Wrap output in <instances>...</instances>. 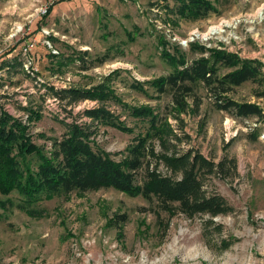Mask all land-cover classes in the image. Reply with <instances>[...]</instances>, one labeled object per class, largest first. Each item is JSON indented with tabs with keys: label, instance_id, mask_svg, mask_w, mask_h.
<instances>
[{
	"label": "rangeland",
	"instance_id": "1",
	"mask_svg": "<svg viewBox=\"0 0 264 264\" xmlns=\"http://www.w3.org/2000/svg\"><path fill=\"white\" fill-rule=\"evenodd\" d=\"M208 1L214 11L191 19L176 15V0H0V112L25 124L34 144L48 149L66 123H89L83 111L101 106L89 99L67 103L54 90L102 85L168 124L165 151L192 150L217 164L203 188L232 208L213 218L172 216L140 195L102 188L41 200L34 207L40 215L32 216L16 206V191L0 193V264H264V81H245L225 94L261 109V116L248 117L215 108L202 86L177 113L170 93L147 83L172 70L163 50L179 51L188 62L201 56L191 43L258 60L264 75V0ZM104 106L133 129L100 125L94 137L99 149L121 160L149 122L115 100ZM147 144L164 151L157 139ZM155 159L144 165L169 175ZM121 216L126 220L115 224Z\"/></svg>",
	"mask_w": 264,
	"mask_h": 264
},
{
	"label": "trees",
	"instance_id": "2",
	"mask_svg": "<svg viewBox=\"0 0 264 264\" xmlns=\"http://www.w3.org/2000/svg\"><path fill=\"white\" fill-rule=\"evenodd\" d=\"M209 11H214V7L208 0H176L175 12L181 18L206 17ZM190 47L201 53L190 62L179 51L172 54L163 50L161 55L172 65V70L147 82L160 94L170 93L177 113L186 111L185 97L192 95L197 86H202L212 93L218 110L235 117L261 116L257 105L238 102L225 95L245 81H264L258 60L196 43H191ZM220 67L230 70L219 74ZM141 85L135 81L132 86L141 89ZM54 94L66 99L67 103L89 99L100 102L101 106L83 111L91 119L89 123H66V130L61 136L51 138L48 149L33 143L25 124L0 112V193L16 191L20 196L16 204L19 209L37 216L41 212L34 207L41 200L113 188L155 202L172 216L179 211L189 218L197 215L213 218L232 211L222 196L207 193L203 188L204 177L213 173L217 164L192 150L181 154L165 151L172 130L151 108L123 104L102 85L86 90L59 88ZM259 96L264 97V91ZM108 100L118 102L132 117L149 122L145 134H137L127 145L121 160H115L110 152L99 149L94 141L100 125H109L124 133L133 131L105 108ZM33 111L29 112L36 114ZM153 139L160 142L164 151L156 153L153 147H148V140ZM147 157L156 158L155 161L163 164L170 174L162 173L157 166L144 165ZM118 219L115 224L126 220L124 216Z\"/></svg>",
	"mask_w": 264,
	"mask_h": 264
},
{
	"label": "built area",
	"instance_id": "3",
	"mask_svg": "<svg viewBox=\"0 0 264 264\" xmlns=\"http://www.w3.org/2000/svg\"><path fill=\"white\" fill-rule=\"evenodd\" d=\"M40 11H41L40 13L45 14L46 11H47V7L41 8ZM31 45H32V44H27V45L23 48L24 51H26L29 47H31Z\"/></svg>",
	"mask_w": 264,
	"mask_h": 264
}]
</instances>
